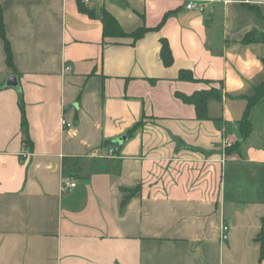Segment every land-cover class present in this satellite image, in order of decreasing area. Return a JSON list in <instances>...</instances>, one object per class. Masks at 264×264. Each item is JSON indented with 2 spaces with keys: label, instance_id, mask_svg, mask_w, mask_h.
<instances>
[{
  "label": "crops",
  "instance_id": "obj_1",
  "mask_svg": "<svg viewBox=\"0 0 264 264\" xmlns=\"http://www.w3.org/2000/svg\"><path fill=\"white\" fill-rule=\"evenodd\" d=\"M81 1L149 31L105 38L79 0H0L18 70L0 36V264H264V102L239 130L264 85V0ZM210 90L206 119L180 97Z\"/></svg>",
  "mask_w": 264,
  "mask_h": 264
},
{
  "label": "trees",
  "instance_id": "obj_2",
  "mask_svg": "<svg viewBox=\"0 0 264 264\" xmlns=\"http://www.w3.org/2000/svg\"><path fill=\"white\" fill-rule=\"evenodd\" d=\"M79 8H80L81 12L89 15L90 17L101 19V21L103 23V27H104V37L105 38H108V37H110V38H129V37H132L135 40H138V39L142 38L146 32L149 31L146 28H142V29H140V30H138L132 34H126L122 30L117 19L112 14H110L108 11H106L104 9L100 10V11L95 10V9H91L87 5H85L81 0H79ZM0 36L2 37V39L4 41V45H5L7 65L10 67L13 74L17 75L18 70H17L16 66L14 65V57H13L12 48H11L10 42L7 39V36L5 33L1 9H0ZM161 58H162V60L166 66H171L173 64V61H174L173 54H172V51H171L169 45L166 43L162 47ZM185 77H187V76H185L183 73H182V75H180V78H182V79ZM180 97L184 102L192 104L195 106V108L197 110L198 117L200 119H206L208 117V102H209L210 98H212V97L220 98V95L218 94L217 91L210 90V91L197 92V93L193 94L192 96L180 95ZM263 102H264V85L258 87L255 91V94L251 98L248 99L247 110L245 112L243 119L239 123V130H240V133H241L243 140H246L252 132V122L250 119L252 110L259 103H263ZM22 114H23L22 115V117H23L22 124H23L24 129H27L28 122H27V118L25 115V109L23 107H22ZM140 125L141 124L136 125L132 129L130 134L133 135L135 130ZM29 144H30V146H32V143H29ZM238 147H239V144L233 146L231 148V151L237 150ZM137 191L138 192L140 191V187L137 188ZM132 192H136V190H133ZM129 198H130L129 196H126L125 202ZM257 240L262 245V250L264 252V219L262 220V227H261V230L257 236Z\"/></svg>",
  "mask_w": 264,
  "mask_h": 264
},
{
  "label": "built area",
  "instance_id": "obj_3",
  "mask_svg": "<svg viewBox=\"0 0 264 264\" xmlns=\"http://www.w3.org/2000/svg\"><path fill=\"white\" fill-rule=\"evenodd\" d=\"M211 0H189L188 4H187V9L188 10H198L201 12H204L209 5V2ZM66 70H70V68H67ZM62 125L63 127H67V128H71L73 125L69 122H67L65 119H63L62 121ZM225 147H231L232 143H230L229 141H225L224 142ZM118 147H111L108 150V157H116V154L118 152ZM77 186V183L75 181H64L63 183V187L62 190L64 192H68L71 191L73 188H75ZM229 232H230V226L227 223H223L222 225V241L226 242L229 238Z\"/></svg>",
  "mask_w": 264,
  "mask_h": 264
},
{
  "label": "water",
  "instance_id": "obj_4",
  "mask_svg": "<svg viewBox=\"0 0 264 264\" xmlns=\"http://www.w3.org/2000/svg\"><path fill=\"white\" fill-rule=\"evenodd\" d=\"M5 87H14L21 90L19 79L16 76H11L7 79Z\"/></svg>",
  "mask_w": 264,
  "mask_h": 264
},
{
  "label": "rangeland",
  "instance_id": "obj_5",
  "mask_svg": "<svg viewBox=\"0 0 264 264\" xmlns=\"http://www.w3.org/2000/svg\"><path fill=\"white\" fill-rule=\"evenodd\" d=\"M258 126H259V124H258Z\"/></svg>",
  "mask_w": 264,
  "mask_h": 264
}]
</instances>
